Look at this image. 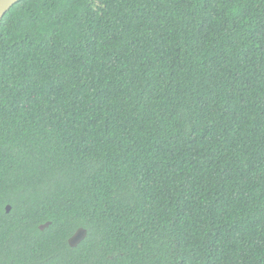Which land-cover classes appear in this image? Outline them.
I'll return each instance as SVG.
<instances>
[{
  "label": "trees",
  "instance_id": "trees-1",
  "mask_svg": "<svg viewBox=\"0 0 264 264\" xmlns=\"http://www.w3.org/2000/svg\"><path fill=\"white\" fill-rule=\"evenodd\" d=\"M0 264H264V0L18 1Z\"/></svg>",
  "mask_w": 264,
  "mask_h": 264
},
{
  "label": "water",
  "instance_id": "water-1",
  "mask_svg": "<svg viewBox=\"0 0 264 264\" xmlns=\"http://www.w3.org/2000/svg\"><path fill=\"white\" fill-rule=\"evenodd\" d=\"M20 0H0V22L3 20L4 16L10 9ZM11 210V206H7L8 213ZM50 222H46L41 224L39 228L44 230L45 228L49 227ZM87 237V230L84 228H79L70 238H69V245L71 247H77L82 241L85 240Z\"/></svg>",
  "mask_w": 264,
  "mask_h": 264
}]
</instances>
